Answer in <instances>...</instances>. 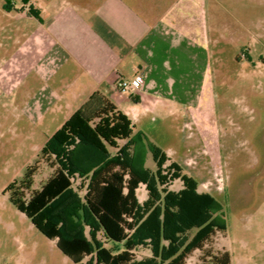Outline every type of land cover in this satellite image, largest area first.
Segmentation results:
<instances>
[{
    "label": "rangeland",
    "instance_id": "374dc122",
    "mask_svg": "<svg viewBox=\"0 0 264 264\" xmlns=\"http://www.w3.org/2000/svg\"><path fill=\"white\" fill-rule=\"evenodd\" d=\"M22 4L23 0H0V70L17 53L18 26L26 18L21 15ZM209 10L215 39L210 100L203 95L197 109L176 103L141 120L134 129L135 155L128 142L120 144L127 158L133 154L134 165L149 182L157 168L154 155L166 153L198 180L200 192L220 202L223 211L217 219L225 222L227 230L215 236L207 249L228 251L232 264H264V0H210ZM3 97L1 93L0 264H75L3 192L36 161V143L42 135L36 125L17 124L18 118L3 106ZM52 173L41 161L31 191L41 189ZM181 188L179 180L171 186L176 191ZM138 196L141 202L147 197L144 185ZM163 207L161 198L159 209ZM194 233L193 227L179 239L185 241ZM136 255L143 259L151 252L139 248ZM202 259L203 252L196 250L187 263L200 264Z\"/></svg>",
    "mask_w": 264,
    "mask_h": 264
},
{
    "label": "crops",
    "instance_id": "0c3cea01",
    "mask_svg": "<svg viewBox=\"0 0 264 264\" xmlns=\"http://www.w3.org/2000/svg\"><path fill=\"white\" fill-rule=\"evenodd\" d=\"M24 1L0 94L17 124L38 126L36 152L95 92L134 126L157 109L210 100V0ZM136 76L139 88L123 92L121 83Z\"/></svg>",
    "mask_w": 264,
    "mask_h": 264
},
{
    "label": "trees",
    "instance_id": "16d2710c",
    "mask_svg": "<svg viewBox=\"0 0 264 264\" xmlns=\"http://www.w3.org/2000/svg\"><path fill=\"white\" fill-rule=\"evenodd\" d=\"M29 13L38 15L33 7ZM134 129L125 113L95 92L45 142L24 176L3 192L75 264H188L196 250L203 252L200 264H232L228 251L206 248L227 230L217 219L223 211L220 202L200 192L198 180L166 153L154 155L157 168L149 182L134 165ZM122 141H130L134 148L131 159L121 148ZM41 161L53 173L41 189L31 191ZM178 180L182 188L172 190ZM141 185L147 191L142 202ZM193 227L195 233L181 241L179 235ZM109 243L113 246L107 247ZM139 248L150 250L151 256L138 259Z\"/></svg>",
    "mask_w": 264,
    "mask_h": 264
},
{
    "label": "built area",
    "instance_id": "2783aa9c",
    "mask_svg": "<svg viewBox=\"0 0 264 264\" xmlns=\"http://www.w3.org/2000/svg\"><path fill=\"white\" fill-rule=\"evenodd\" d=\"M141 85V78L140 76H136L133 80L131 81H123L121 83V89L123 92L126 91H130V90H135L137 88H139V86Z\"/></svg>",
    "mask_w": 264,
    "mask_h": 264
}]
</instances>
